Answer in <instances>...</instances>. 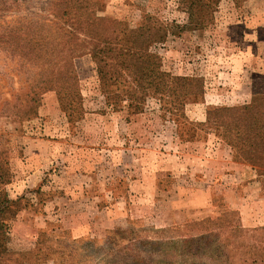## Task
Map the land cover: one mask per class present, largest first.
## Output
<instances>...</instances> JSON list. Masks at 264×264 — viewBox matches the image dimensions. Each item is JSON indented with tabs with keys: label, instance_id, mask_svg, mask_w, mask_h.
I'll list each match as a JSON object with an SVG mask.
<instances>
[{
	"label": "rangeland",
	"instance_id": "rangeland-1",
	"mask_svg": "<svg viewBox=\"0 0 264 264\" xmlns=\"http://www.w3.org/2000/svg\"><path fill=\"white\" fill-rule=\"evenodd\" d=\"M260 10H264V0H0V199L18 198L19 210L11 222L9 247L25 251L41 241L45 250L38 253L35 264H54L53 259L55 264H122L138 255L145 263L164 264L166 261L157 246H143L130 239L128 230L135 229L142 238L154 242L193 236L195 232L182 223L160 225L150 217L148 207H138L133 199L127 205L109 206L107 218L100 211L95 212L101 207V200L93 196L100 191L89 189L91 231L82 236L73 234L63 221L64 217L72 215L67 212L72 206L56 178L64 165L62 157L68 156L66 161L69 162L76 150H81L83 155L89 147L103 149L109 178L107 192L110 197L121 196L131 191L129 180L118 174L115 165L123 146L143 150L152 144L157 150L167 152L180 151L182 147L191 149L185 140L196 136L205 139L209 134L218 133L224 140L233 139L239 130L233 123L229 130L231 119L223 118L222 111L215 108L248 104L252 102L253 90L262 93L260 103L264 105V24L254 29L237 24L238 20H249ZM90 11L102 18L105 26L138 30V41L146 52L133 67L125 63V54L120 67L103 66V63L99 66L89 52V27L93 35L98 33L89 26ZM70 24L88 29L87 37L81 35L87 39L83 47L77 54L70 53L75 55L72 62L77 84L72 85L69 80V86L66 84L61 90L50 87L42 92L40 75L44 72L50 75L56 70L53 62L64 57L62 50L71 47L65 44L71 42L65 33ZM246 35L255 39L251 46L256 54L250 68L252 77L233 79L227 75L235 68L231 51L237 46L236 40ZM115 46L121 49V44ZM105 47L112 49L104 43L98 49ZM239 81L250 83L248 96L245 95L248 101L233 104L231 92L240 89ZM31 89L40 92L39 99L34 110L21 116L17 113L18 95L23 96ZM207 89L213 92H208V103L203 106ZM229 114L223 112L222 115ZM248 117H245V126L239 124L241 131L245 127V152L252 150L249 146L261 139L247 135L248 130L253 129ZM217 119L223 120L225 126L219 125L220 122L215 124ZM179 135L182 143L176 141ZM34 137L58 138L60 164H49L45 173L26 187L21 180L28 176L26 149ZM235 150L245 162L237 148ZM162 166H167L165 157ZM255 166L261 172L264 186V166ZM182 170L176 168V173H164L160 184L168 188L176 178L187 175ZM55 196L60 197L59 201L65 206L62 214L51 213L38 230L22 219L23 215L30 214L34 218L42 214L47 201ZM214 204L219 213L204 218L213 219L222 214V223L226 226L223 235L229 239L237 237L234 245L240 254L232 264H244V260L245 264H264V227L245 228L239 213L228 208L222 197L216 198ZM121 229L127 233L113 242L111 239L117 236L114 232ZM42 231L44 235L38 238ZM216 245L214 237L210 236L202 258L195 260L186 255L182 264H222L213 259L212 250ZM11 261L6 260V264H12Z\"/></svg>",
	"mask_w": 264,
	"mask_h": 264
},
{
	"label": "crops",
	"instance_id": "crops-1",
	"mask_svg": "<svg viewBox=\"0 0 264 264\" xmlns=\"http://www.w3.org/2000/svg\"><path fill=\"white\" fill-rule=\"evenodd\" d=\"M237 24L251 26L252 29L263 25L264 10L253 14L249 20H238ZM254 40V37H248V35L236 40L237 46L234 51H231L230 56L231 61L235 62V68L227 73L229 77L233 79L252 77L250 68L256 56L251 50ZM249 84V81L237 82V85L241 87L239 90L231 92L233 104L248 101V97L245 95L248 96ZM245 87L247 88L245 89ZM208 92H213V89H207L206 101L202 103L203 106L208 103ZM177 139L178 143L183 142L180 135ZM185 141L187 142L186 146L192 147L191 149L186 150L185 147H182L183 149L180 151L162 152L152 144L143 150L139 147L123 146L118 151L115 165L118 174H121L124 180H129L131 191L128 192V195H113L114 197H110L107 192L109 178H107L108 173L105 170L107 165L104 161L107 160V157L103 149L89 147L85 151L89 157H86L85 154L82 155L81 150H76L75 156L69 162L66 161L68 156L62 157L61 162L64 165L56 178L61 183V188L66 190L64 194L67 195V198L69 197V204L72 206L67 211L72 215L63 218L66 226L71 228L75 236L90 233L89 189H98L100 192L97 191L93 197L101 200L99 201L101 207L105 203L106 206L103 208L98 206L95 212L100 211L107 218L109 217L107 211L109 206L127 205V202L133 199L137 202L138 207L150 209V217L155 222H160L159 224L162 226H168L174 223H183L188 219H200L206 215L219 213L214 201L216 198L222 197L228 208L239 211L241 222L245 228L264 227V186L258 168L246 161H241L236 150L218 133L209 134L205 139L196 136ZM59 146L57 137H34L29 141V146L26 149L28 176L21 180L23 186L27 187L34 179H39L49 164L55 162L60 164ZM164 157L167 162L166 167L162 166ZM176 168H182V171L187 175L175 179L176 175L174 174L173 183L167 186L168 188H164L160 184L162 176L164 173H176ZM59 199L60 197L55 196L47 201L42 214H35L34 218L27 214L23 215L22 219L26 223H32L29 225L35 226L38 230L44 226L51 213H63L65 206ZM75 205L76 208L73 209ZM33 220H36L35 224H33ZM101 224L104 222L102 221ZM29 243H31L30 238Z\"/></svg>",
	"mask_w": 264,
	"mask_h": 264
},
{
	"label": "trees",
	"instance_id": "trees-1",
	"mask_svg": "<svg viewBox=\"0 0 264 264\" xmlns=\"http://www.w3.org/2000/svg\"><path fill=\"white\" fill-rule=\"evenodd\" d=\"M102 21V18H98L96 15H94V12L90 11L89 26L98 31V33L93 35L94 32H92L89 27V45L91 46V48L89 47V52H91L93 58L98 62L100 67L102 66V63L103 66L120 67L121 64H123V60H121L122 55L125 54L127 56L125 63H129V65L133 67L138 61L140 55L146 52L141 47V42L138 41V30H128L127 28L114 27L112 25L105 26L101 23ZM69 26L70 28L66 29L65 33L71 42L66 41L65 44H71V47H66V50H62L64 57L61 59H56V61L53 62L54 65H56V70L51 71L50 75H47L46 72H44L43 75H40V82H42V86L44 88L40 89L42 92L48 90L47 88L50 87L56 90H61L66 86V84L69 86V80H71L72 85L77 84V73L74 68V63L72 62L75 55H70V53L73 54V52H75V54H77V52H79V50L83 47L82 44L85 43L87 39H83L81 35L83 34L86 36L88 34V29L87 27L82 26L81 28L74 27L71 24ZM103 43L107 44V46H112L113 54L112 49L107 50L106 47L101 50L98 49L100 44ZM120 44L121 49L117 50L115 45ZM76 46L78 47L76 48ZM24 51L25 49L23 47V52ZM26 52L29 53L30 51ZM100 71L103 73L102 68ZM39 94L40 92L35 89H31L24 93L25 96H21L22 93H19L18 96L20 97V100L18 103L20 106L17 107V113H20L21 116H25L28 114V112L34 110L35 102L39 99ZM261 94L262 93L260 91L253 90L252 102L248 104L233 107H217V109L215 108V110L222 111V114L223 112L230 113L229 115L221 114L223 118L231 119V121L228 123L229 130L232 128L231 123L235 124L236 129L239 130L234 133L233 139L225 138L226 142L229 143L233 148H237L244 160L254 166H264V105L260 103ZM247 115H249L248 119L250 121V126L253 127V129L248 130L247 135H254L253 138L260 136L261 139H259V142H257V144L254 146H249L252 150L248 149V151L245 152V127L244 131H241L239 124L241 123L245 126V117ZM211 119L212 117L209 111L208 120L210 121ZM217 120L214 121L215 124L220 122L219 125L225 126L223 120ZM258 171L261 174L259 169ZM17 200L18 198L15 199L8 196H6L4 199H0V264H6V260H13L11 261L12 264H35L38 253L44 249L41 241H37L33 249L25 251H15L9 247L11 240V222L14 221L19 211L17 207ZM236 211L239 213L238 210ZM7 213H10L9 217H5ZM186 222L182 223V225L187 226L190 228V230L194 231L195 234H192L193 236H185L184 238L179 237L178 239H176V237H170L167 240L158 239L156 242H154L144 236L142 238L140 232L135 229H129L128 232L131 235L130 239L132 238L135 241H138V243L142 244L143 246L151 245L152 248L157 246L158 253L161 254L166 261L164 264H182L183 257H186V255L196 258L195 260H199V258L201 259L202 250L207 245V239L210 236L214 237V241L217 244L215 250H212L214 255L213 259L220 260L222 264H232L234 262V258H237V256L240 254L237 251V247L234 245L237 237H234V239H229L223 235L226 226H223L222 222H224V219L222 214L213 219L202 218L191 223ZM205 227H209V229L206 230ZM240 230L241 229H238V231ZM44 233L45 231H42L38 238H40L41 235L43 236ZM114 233H116L117 236H114L111 239L113 242L118 238L119 235L127 233V231L121 229L115 231ZM52 261L54 264L56 263L55 259ZM122 264L148 263H145L144 259L138 255L130 262H122Z\"/></svg>",
	"mask_w": 264,
	"mask_h": 264
}]
</instances>
